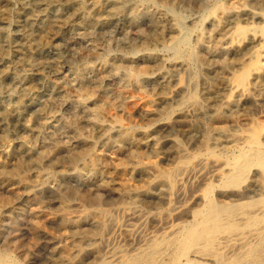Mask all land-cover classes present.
I'll list each match as a JSON object with an SVG mask.
<instances>
[{
	"label": "bare ground",
	"instance_id": "bare-ground-1",
	"mask_svg": "<svg viewBox=\"0 0 264 264\" xmlns=\"http://www.w3.org/2000/svg\"><path fill=\"white\" fill-rule=\"evenodd\" d=\"M107 1L110 4L104 11ZM145 1L139 0L127 10L133 17L149 18L150 35L154 39L161 38L163 28L173 32L180 30L174 17ZM255 4L263 7L264 0H226L210 8L205 20L214 28L221 27L227 21L256 14ZM85 8L101 13L103 21H113L125 12L119 0H0V83L8 79L12 88L21 90L12 104H6L2 102L5 90L0 88V125L10 122L14 128L39 133L44 122L37 120H41L43 112H50V100L57 97L64 100L68 89L76 92L67 113L54 116L53 129L59 136L69 133L73 141L68 143L62 137L57 139L46 134L38 148L20 141L21 158L0 156V190L38 199L47 173H36L33 182L22 171V165L49 161L60 151H64L68 159L67 166L59 170L61 177L75 169L79 161L100 175L83 191L70 186L61 189L53 210L39 204L44 214L40 218L35 216L31 221L33 227L42 225L46 218L57 221L58 234L51 235L49 240L48 264H78L75 257L80 251L89 256L84 264H264V135L259 138V130L250 128L247 137L241 133L225 135L220 126L217 137L209 136L204 143L203 150L214 160L202 158L190 168L183 162L182 171L175 168L163 171L157 160H143L142 146L153 151L158 140L148 127L137 128L129 121L118 119L116 113L124 110L128 119L135 114L145 117L154 113L155 107L166 103L179 87L171 86L172 76L178 69L191 65L193 54L188 51L183 60H178L181 50L176 47L177 60L169 63L170 69L161 78L151 66L152 73L144 66H137V69L127 63L122 66L103 59L100 67L85 66L70 79L58 64L62 56L58 31L71 25L70 16H77ZM101 19L86 16L82 24ZM175 41L173 39L170 45ZM145 48V59L160 67L164 59L159 52L146 45ZM261 53L259 58L232 75L229 83L234 91L223 103V109L230 111L243 97L262 94L264 51ZM45 71L52 73L51 98L40 100L27 96L31 81L40 79ZM103 74L110 78L112 97L101 91L99 98L93 99L89 87ZM140 78L152 79L154 89L156 87L153 98L134 94L131 90L130 83ZM180 79H177L178 85ZM208 106L204 110L211 112L217 124L221 113L214 109L215 105ZM27 110L30 112L26 116ZM105 110L110 113L102 121L98 114ZM193 111L201 113V105L195 103ZM75 127H81L86 136L78 133ZM91 131L103 136L111 133L124 146L125 161L116 165L113 172L108 170L110 163L100 152H88L87 146L92 140L87 134ZM132 175L143 176V182L130 183ZM185 179L193 182L188 194H183L181 188ZM9 183L16 186L11 187ZM109 190L116 192L126 205L121 207L122 218L106 222L108 215L101 202ZM71 197L77 200L71 201ZM117 236H123V244L116 241ZM9 258L0 251V264H14L15 260L12 263Z\"/></svg>",
	"mask_w": 264,
	"mask_h": 264
},
{
	"label": "rangeland",
	"instance_id": "rangeland-1",
	"mask_svg": "<svg viewBox=\"0 0 264 264\" xmlns=\"http://www.w3.org/2000/svg\"><path fill=\"white\" fill-rule=\"evenodd\" d=\"M224 1L226 0H146L147 3L161 7L168 16H172L178 21L175 20L179 24V31L173 32L163 28L162 36L159 39H154V36L150 35L152 28L149 18L133 17L127 10L135 6L139 0H119L120 7L125 12H122L113 21H103L101 13L92 12L85 8L77 16H70L73 22L71 25L62 27L58 31V42L62 54L58 64L64 68L63 74L68 75L70 79L78 71H83L85 66L100 67L104 60L118 62L122 66L124 63L136 68L137 66H144L146 68H143L151 71V73L154 70L155 75L161 78L170 69L169 63L171 61L183 60L188 51L193 54L191 65L178 69V72L172 76L171 86L179 87L169 96L166 103L155 107L154 113L145 117L135 114L130 119L126 117L124 110L116 113V117H119L118 119L121 121H129L135 124L137 128L142 126L141 128L148 127L152 130L153 136L155 135L154 137L158 140L157 145L153 151L142 146V159L145 161L157 160L163 171H168L169 168L170 170L175 168L182 171L185 163L190 168V165L193 167L202 158L214 160L203 150L204 143L209 136L217 137L220 126L223 127V134L225 135L241 133L240 135L247 137L250 133L249 128L250 130L258 129L259 138L264 135V129H262L264 127V90L262 94L256 95L254 93L248 98L243 97L237 106L230 111L223 109L225 108L223 103L231 98L234 91L229 83L233 76L248 66L251 61L256 60L258 54L260 55L264 51V16L262 15L264 14V6L260 7L255 4L257 9L254 11L256 14L241 16V18L227 21L221 27L214 28L205 20L208 17L207 13L209 14L210 8L215 4ZM109 4L110 2L107 1L103 10L107 9ZM90 15L101 20L82 24L84 17ZM173 39L176 41L170 45ZM145 45L153 48L162 56L164 60L160 67L151 65L145 59L147 52ZM176 47L181 50V55L177 59L174 51ZM121 60H129L130 62H122ZM150 66L153 70L149 69ZM177 79H180L179 85ZM52 80V73L45 71L40 79L31 81L29 91L26 93L27 96L49 100L51 98L50 90L53 87ZM96 80V83L89 87L93 94L92 98H99L101 91L111 98L109 76L103 74L96 77ZM154 86L152 79L149 80V78H140L130 83V88L133 93L135 92L134 94H140L146 98H153L156 95V87L154 89ZM0 88L5 90L2 102L6 104H12L15 96L21 92V90L12 88L8 79H4L0 83ZM65 94L64 100H60L58 97L53 101L50 100L49 109L53 114L50 112L42 113L39 118L41 120H37L38 123L44 122L39 133L14 128L10 122L1 124L0 156L11 155L21 158L23 153L19 149V142L24 141L38 148L44 134L55 136V138L62 137L71 143L73 139L69 133L59 136L53 130L54 116L67 113L76 97V92L73 90L68 89ZM195 103L202 107L199 114L193 111ZM208 105H213V107L215 105L214 109L221 113V118L216 120L217 124L213 121L211 112L208 109L204 110L205 107H209ZM29 112L30 110H27L26 116ZM109 113V110L99 112L98 117L105 121ZM182 113L183 115H181ZM153 121L156 124L152 123ZM75 130L86 136L81 127H75ZM87 136L90 141L92 140L91 145L87 146L88 152H100L107 163H110L108 164L109 171L112 169L111 172H113L116 165L124 163L125 148L116 141L113 134L103 136L91 131ZM190 159H192L191 162ZM67 161L65 152L60 151L49 161L37 165H22V171L33 182L36 173H47L38 199L19 196L9 190H0V251L5 253L7 258L10 257V262L14 263L13 260H15L16 264H48L50 258L49 251H47L50 245L49 240L51 235L58 234L57 221L46 218L42 225L33 227L31 221L35 219V216L40 218L44 214L39 204H44L47 209L53 210L57 206L58 195L66 186L74 187L77 191H83L86 185L93 183L100 176L98 173L88 170L83 161V163L79 161L75 163V169L70 170L65 177H61L59 170L67 166ZM183 162L185 163L183 164ZM143 179V176L132 175L130 183L139 185ZM8 185L16 186L13 183ZM181 188L183 194H188L187 192L193 188L191 179H185ZM109 191L102 196L101 202L102 207L107 211L108 220L106 222L114 218H122V208L126 205L116 192L111 190L109 193ZM70 200L75 201L77 199L71 197ZM143 208L146 209L145 206ZM83 234L88 233L84 232ZM115 238L117 242H121L120 244L124 243L123 236ZM75 260L78 264H84L89 261V256L87 252L80 251Z\"/></svg>",
	"mask_w": 264,
	"mask_h": 264
}]
</instances>
